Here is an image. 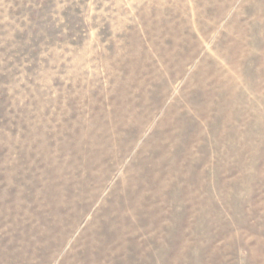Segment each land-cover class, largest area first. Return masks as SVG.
Here are the masks:
<instances>
[{"label":"rangeland","instance_id":"obj_1","mask_svg":"<svg viewBox=\"0 0 264 264\" xmlns=\"http://www.w3.org/2000/svg\"><path fill=\"white\" fill-rule=\"evenodd\" d=\"M0 264H264V0H0Z\"/></svg>","mask_w":264,"mask_h":264}]
</instances>
